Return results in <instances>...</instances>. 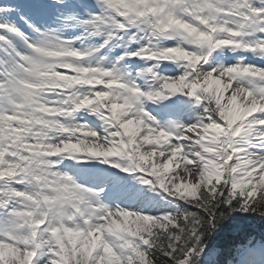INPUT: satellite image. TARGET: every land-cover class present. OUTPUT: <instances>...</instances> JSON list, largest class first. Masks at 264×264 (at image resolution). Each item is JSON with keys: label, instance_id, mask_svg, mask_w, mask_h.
<instances>
[{"label": "snow or ice", "instance_id": "6c2138e0", "mask_svg": "<svg viewBox=\"0 0 264 264\" xmlns=\"http://www.w3.org/2000/svg\"><path fill=\"white\" fill-rule=\"evenodd\" d=\"M0 264H264V0L0 4Z\"/></svg>", "mask_w": 264, "mask_h": 264}]
</instances>
